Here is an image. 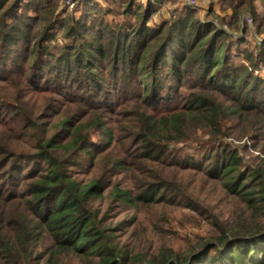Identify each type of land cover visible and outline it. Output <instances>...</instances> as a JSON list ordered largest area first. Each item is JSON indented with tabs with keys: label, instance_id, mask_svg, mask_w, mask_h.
Here are the masks:
<instances>
[{
	"label": "trees",
	"instance_id": "1",
	"mask_svg": "<svg viewBox=\"0 0 264 264\" xmlns=\"http://www.w3.org/2000/svg\"><path fill=\"white\" fill-rule=\"evenodd\" d=\"M218 2L222 9L232 11L237 22L241 16H249L264 25V0L261 6L256 0ZM44 6L52 9L56 3L0 0V43H7L9 51L25 42L23 51H18L19 58H25V53L27 57L35 53L45 56V61L40 60L42 79L47 82V75H51L55 81V89L50 92L75 80L87 95L81 100L65 96V104L72 106L67 109L74 112L58 131L47 129L35 140L24 141L35 126L19 108H14L13 122L0 123L7 135L0 134V264H60L58 257L62 254H74L83 259V264H264V165L247 163L240 149L227 142L231 137L253 142L262 137L264 77L233 64L232 57H240L242 52L237 46L234 55L235 43L229 33L196 20L190 8H185L177 20L150 28L149 18L161 6L141 7L134 1L122 7L126 24L107 31L103 24L96 26L97 19L91 17L87 5L79 21L66 18L62 25L73 45L55 52L42 51L30 42L28 15ZM31 20L41 21L37 17ZM52 24L36 37L39 42L54 39ZM258 47L248 54L255 71L259 66L264 68V41ZM107 54L113 72L119 70L124 76L137 72L143 86L150 89L143 92L148 109L137 106L127 120L131 131L126 141L137 142L134 149L123 153L117 145L118 132L107 128L108 115L100 112L99 104L94 109L92 98V88L101 85L94 68ZM13 73L14 68L7 75ZM187 81L196 91L184 105L160 106L162 102H174L170 92H181ZM62 92L66 91L58 93L64 96ZM98 101L106 107V100ZM81 103L93 106L91 116L81 114ZM199 130L212 133L214 139L206 146L214 147L194 155L173 153L176 145L189 141ZM21 131L26 132L21 135ZM84 161L94 175L89 182L78 180L73 170L86 167ZM174 169L197 171L204 185L219 182L245 209L235 210L229 218L209 212L212 230L206 237L197 236L198 242L189 239L184 252L164 245L142 254L115 243L114 233L120 227L143 224V210H149L155 227H170L177 222L169 213L171 207L186 205L193 212L200 211V202L187 194L183 183L173 175ZM123 173L140 176L135 177L140 180L136 184L139 192L110 182L109 176ZM105 203L111 212L133 210L134 216L129 222L105 226L107 219L101 215ZM159 208L167 211L158 214ZM48 236L56 247L49 257L40 251Z\"/></svg>",
	"mask_w": 264,
	"mask_h": 264
},
{
	"label": "rangeland",
	"instance_id": "2",
	"mask_svg": "<svg viewBox=\"0 0 264 264\" xmlns=\"http://www.w3.org/2000/svg\"><path fill=\"white\" fill-rule=\"evenodd\" d=\"M29 0H26V2ZM129 1H134L136 5L145 7L150 4L158 3L159 11L149 18L148 27L157 28L163 24H169L174 20H177L185 12V8H190L194 11L195 19L205 25H211L223 32L229 33L228 36L233 40L235 46L232 48V52L239 50L242 52L240 57H232V62L235 65H241L243 68H251L257 77H264V68L260 66L254 70V62L249 61L248 54H253L257 51L258 46L264 41V25L260 26L254 19L252 22L246 21V16H241L239 21L233 19L232 11L221 8V3L218 0H54L56 7L50 9L44 6L38 7L36 12L29 13L28 22L31 23L32 34L30 42L33 47L39 48L42 51L55 52L57 48H61L65 45H73V39L65 37V31L62 27L66 18H71L74 21H79L85 13L86 6L90 7V14L92 18H96V26L103 24V28L107 31L113 30L114 27L126 24L123 22V14L121 10L124 4ZM258 6H261V0H256ZM194 2V3H192ZM25 4V3H24ZM190 4V5H189ZM22 14V10L19 11ZM33 17H37L41 21H32ZM263 18V16H261ZM103 21L99 22L100 19ZM51 19H53L51 21ZM33 23H32V22ZM134 22V20H133ZM52 24L54 27V39L46 43H41L36 37L43 32L44 28ZM135 23V22H134ZM233 23V24H232ZM38 26V29L35 27ZM116 27V28H117ZM38 35V36H37ZM25 42L15 45L11 50L7 51L9 47L7 43H0V123L9 124L7 122H13L15 118L14 108H19L29 117L32 126L35 129H30L29 133L24 138V141L35 140L34 137L39 138L42 135V131L47 129L52 132L59 130L62 122L65 118L74 112L72 106L65 104V96H74L75 98L82 99L87 95V92L83 89L80 90V86L71 80L64 83L62 86L57 85V92L50 90L55 89L54 77L48 76L47 82H44L42 77L44 74L41 72L40 60H46L43 55L32 54L31 57L19 58L17 56L18 51H23ZM41 43V45H40ZM23 44V45H22ZM238 44V45H237ZM240 44V45H239ZM235 55V53H234ZM109 55L99 60V63L94 68L96 78L101 79V85L98 88H92L93 100H95L94 109L96 104H99L98 109L100 112L107 114V124L109 129L116 130L117 133V145L120 147L119 152L122 153L135 148L137 140L129 139L126 141V137L131 131L130 125L127 120L131 112L137 109L139 106L142 109H148V104L143 100V92L149 91L143 86L140 74L137 73V67L134 72L136 75L127 74L124 76L119 70L112 71L110 66ZM10 58V59H9ZM30 58V59H28ZM7 63V65L5 64ZM21 67L22 71L18 68ZM14 68V72L11 75H7L8 72ZM120 68V67H119ZM84 74L85 71L83 69ZM75 75H73L74 77ZM195 76V75H194ZM193 76V77H194ZM7 77V78H5ZM149 78V77H148ZM195 78V77H194ZM50 80V81H49ZM149 80V79H148ZM176 88V85L173 82ZM171 82H169V85ZM71 86L70 88H64L65 86ZM192 86L189 88V86ZM184 89L182 91L174 92L170 90V96L174 99V102H162L160 106H177L184 105L188 97L193 94L196 89L191 81L184 83ZM51 88V89H49ZM167 89V88H166ZM60 90L66 91L64 96L58 92ZM80 90V91H79ZM159 91V90H156ZM91 92V90H90ZM167 93L163 91L162 96ZM218 98V97H215ZM98 100H106V107L103 106ZM221 100V99H220ZM158 107V103L154 104ZM92 105L82 104L78 106L81 114L91 116ZM23 122L25 117L21 118ZM236 125V121L233 122ZM23 125V124H22ZM46 125L45 129L42 127ZM85 128V127H84ZM130 128V130H129ZM4 127L0 126V134H4ZM26 131H21V135ZM6 137L7 135L4 134ZM20 135V136H21ZM262 137L257 142L242 141L234 137H231L227 142L237 146L240 149V153L244 156L247 163L253 165H264V131L261 132ZM214 136L208 130H199L197 134L191 136V139L185 143H181L175 146L173 153L177 154H198L200 151L209 150L211 146H206L210 140H213ZM97 142V141H95ZM98 143V142H97ZM109 141H105L107 144ZM214 147V146H213ZM198 148L199 150H195ZM27 149V147H26ZM25 149V150H26ZM21 150H23L21 148ZM138 149H135L137 152ZM172 153V154H173ZM132 163L137 164L138 161L131 159ZM82 165H87L82 168H75V177L78 180L89 182L93 178L91 172V166L87 161H84ZM176 171L173 175L183 183L184 189L187 194L192 198L197 199L201 204L199 212H193L182 205L180 207L169 208L171 216L175 217L177 222H174L172 226L166 225L155 227L152 219L150 220L149 210H143L141 212V219L144 220L143 224L132 227L131 223L126 227H120L115 232V243H119L121 246H127L129 250L146 253L150 248L155 250L161 246H172L176 250L184 252L188 248V240L198 242L197 236L206 237L210 230H212V220L208 217L209 212H214L224 218L232 216L233 212L237 209H245L244 205L238 201V199L228 195L218 182L209 181L205 185L201 180V175L197 174V171L182 172L181 170L174 169ZM183 176L182 179L180 177ZM135 177L140 178L135 173H123L122 175L109 176L110 182L122 183L123 186L131 188L134 192H139L137 185L140 180H135ZM145 180V179H142ZM100 202H95V206H99ZM108 203H105L102 207L101 215L107 219L105 226L113 227L117 226L123 220L129 222L130 218L134 216L133 210L123 209L121 211H112L107 207ZM161 211H167V209L159 208L157 213ZM238 211V210H237ZM202 212V213H201ZM106 214V215H105ZM202 214V215H201ZM248 213L247 215H249ZM264 222V221H263ZM47 257L51 255L53 250V239L48 236L44 241V246L40 248ZM150 251V250H149ZM58 260L60 264H83V259L75 256L74 254H62L59 255Z\"/></svg>",
	"mask_w": 264,
	"mask_h": 264
},
{
	"label": "built area",
	"instance_id": "3",
	"mask_svg": "<svg viewBox=\"0 0 264 264\" xmlns=\"http://www.w3.org/2000/svg\"><path fill=\"white\" fill-rule=\"evenodd\" d=\"M192 3H194V2H192ZM189 5H190V4H189ZM245 19H246V21H247V22H252V18H251V17H249V16H246V18H245Z\"/></svg>",
	"mask_w": 264,
	"mask_h": 264
}]
</instances>
